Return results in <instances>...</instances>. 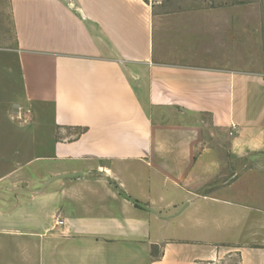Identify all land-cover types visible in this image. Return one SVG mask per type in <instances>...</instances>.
Masks as SVG:
<instances>
[{
	"label": "crops",
	"instance_id": "0c3cea01",
	"mask_svg": "<svg viewBox=\"0 0 264 264\" xmlns=\"http://www.w3.org/2000/svg\"><path fill=\"white\" fill-rule=\"evenodd\" d=\"M0 8V264H264V67L167 60L147 0Z\"/></svg>",
	"mask_w": 264,
	"mask_h": 264
},
{
	"label": "rangeland",
	"instance_id": "374dc122",
	"mask_svg": "<svg viewBox=\"0 0 264 264\" xmlns=\"http://www.w3.org/2000/svg\"><path fill=\"white\" fill-rule=\"evenodd\" d=\"M147 1L155 7V51L158 54L163 51L167 60L240 61L245 66L264 67V0ZM7 20L0 8V48L9 44ZM11 106L9 116L13 120L27 123L33 119V111L23 109L21 101H13ZM177 221L171 223L175 225ZM191 224L194 228L198 226L196 222ZM220 233L216 237L220 236L224 242L235 237L233 231ZM227 250L221 249L212 259L198 264H240L238 253Z\"/></svg>",
	"mask_w": 264,
	"mask_h": 264
},
{
	"label": "water",
	"instance_id": "95a60500",
	"mask_svg": "<svg viewBox=\"0 0 264 264\" xmlns=\"http://www.w3.org/2000/svg\"><path fill=\"white\" fill-rule=\"evenodd\" d=\"M86 173L84 172H79V173H68V174H60V175H56V176H53L51 178H49L44 184H43V187L44 188L45 186L49 185L50 183H52L53 181L55 180H58V179H62V178H76V177H81V176H84ZM122 195L127 199L129 200L130 202H132L133 204L151 212V213H154L156 214L157 216H160L159 212L156 211L155 209L151 208V207H148L146 205H143L133 199H131L130 197H127L125 194L122 193Z\"/></svg>",
	"mask_w": 264,
	"mask_h": 264
},
{
	"label": "built area",
	"instance_id": "2783aa9c",
	"mask_svg": "<svg viewBox=\"0 0 264 264\" xmlns=\"http://www.w3.org/2000/svg\"><path fill=\"white\" fill-rule=\"evenodd\" d=\"M233 128H235V127H233ZM59 223H62V222L60 221Z\"/></svg>",
	"mask_w": 264,
	"mask_h": 264
}]
</instances>
